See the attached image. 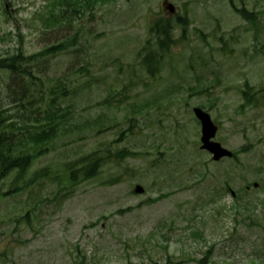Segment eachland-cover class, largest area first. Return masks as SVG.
I'll return each mask as SVG.
<instances>
[{
  "label": "rangeland",
  "instance_id": "rangeland-1",
  "mask_svg": "<svg viewBox=\"0 0 264 264\" xmlns=\"http://www.w3.org/2000/svg\"><path fill=\"white\" fill-rule=\"evenodd\" d=\"M51 1L0 0V58L32 55L0 69L3 129L25 141L58 123L47 150L1 182L0 264H264V0H167L174 15L164 0L64 12ZM177 16L186 31L173 25L150 75V27ZM246 83L254 105H242ZM195 106L236 159L199 148ZM97 157L96 175L72 185L66 166Z\"/></svg>",
  "mask_w": 264,
  "mask_h": 264
},
{
  "label": "trees",
  "instance_id": "trees-1",
  "mask_svg": "<svg viewBox=\"0 0 264 264\" xmlns=\"http://www.w3.org/2000/svg\"><path fill=\"white\" fill-rule=\"evenodd\" d=\"M86 4H89L90 0H84ZM78 2V0H55L50 7L56 8L60 7V10L64 12L66 10L65 6L74 5ZM239 15L249 23L254 24L258 19L257 12L253 10H237ZM181 27L182 32L185 33L187 21L186 18L176 17L174 22L172 23L170 19H167L165 22L161 21L160 24L155 22L150 27V32L156 35V43L158 49L160 51L166 52L170 49L171 45L174 44L171 33L175 26ZM148 42L146 43V45ZM65 46L63 44L53 45L46 47L45 49L41 50L36 54V56H43V55H51L55 54L58 51L64 49ZM154 57V53H148L144 57L145 65L148 69V64L152 63V59ZM31 56H25L23 53H18L17 55H12L7 58L0 59V69H6L10 72L19 71V63L21 61H26L31 59ZM149 72V70H148ZM153 71H150L152 73ZM251 86L248 83L245 84L244 88L241 91V97L243 99L242 105H250L255 102V93L251 91ZM13 126V124H11ZM58 123H53L47 129H43L40 132L34 133L29 135L28 139L23 141L21 139H17L10 137L3 129L4 127V118L0 117V186L2 180L10 173L11 171L15 170L18 175L22 174L28 166H30L33 159L42 155L46 150V144L52 139V137L56 133ZM31 145H30V144ZM24 146H32L30 151L27 153H18V150ZM100 164V158L90 159L87 163L84 162L81 164L80 167L74 168L69 167L68 165L67 170L69 174V180L71 181L72 185L76 183L77 176L80 175L81 179H87L93 175H96ZM77 173V176L75 177ZM1 188V187H0ZM5 192L3 194H7Z\"/></svg>",
  "mask_w": 264,
  "mask_h": 264
},
{
  "label": "water",
  "instance_id": "water-1",
  "mask_svg": "<svg viewBox=\"0 0 264 264\" xmlns=\"http://www.w3.org/2000/svg\"><path fill=\"white\" fill-rule=\"evenodd\" d=\"M167 8L170 12H173L172 5L168 4ZM194 112L201 122V148L210 151L213 154L214 160H218L222 156H230L231 152L222 148L219 143L211 141V138H213L216 133V126L210 120L209 115L199 108H195ZM134 191L136 193H141L143 189L137 185Z\"/></svg>",
  "mask_w": 264,
  "mask_h": 264
}]
</instances>
